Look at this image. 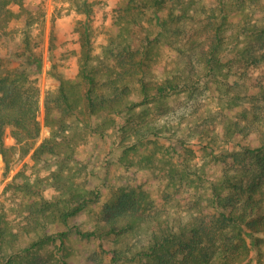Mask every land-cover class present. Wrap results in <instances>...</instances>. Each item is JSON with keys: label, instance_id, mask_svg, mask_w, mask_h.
<instances>
[{"label": "trees", "instance_id": "trees-1", "mask_svg": "<svg viewBox=\"0 0 264 264\" xmlns=\"http://www.w3.org/2000/svg\"><path fill=\"white\" fill-rule=\"evenodd\" d=\"M66 1L84 13L77 72L50 71L36 144L39 4L0 0V155L6 173L16 145L46 171L6 182L0 264H264V0H117L99 54L94 0ZM74 166L105 175L89 186Z\"/></svg>", "mask_w": 264, "mask_h": 264}, {"label": "rangeland", "instance_id": "rangeland-1", "mask_svg": "<svg viewBox=\"0 0 264 264\" xmlns=\"http://www.w3.org/2000/svg\"><path fill=\"white\" fill-rule=\"evenodd\" d=\"M27 2L39 4V8L33 9V15L36 21L27 29L29 36L34 43H37L38 49L41 51L43 56V67L38 77V85L40 88V108L38 118L42 123L40 135L37 138L36 144H38L44 137L49 135L50 128L43 124L44 116V96L49 91H54L57 88L58 81L56 77L51 73H59L64 77L73 76L77 72V55H78V32L76 30L80 19L84 18V13L77 10L74 5L66 0H26ZM117 0H94L93 11L91 14L92 25L94 29L93 47L94 52L99 54L100 47L106 42L107 28L110 25L113 8L116 5ZM24 24V18L13 19L9 28L13 29V41L22 37V26ZM8 39L2 38L0 40V52L3 51L5 46L8 44ZM51 71V73H50ZM259 75L258 70L254 71V75ZM210 105L215 107V102H211ZM5 144L8 146L16 145L15 139L10 135V128L7 127L5 130ZM110 146V143L104 145L99 153L106 151ZM16 151L10 158V170L6 173L5 163L3 157L0 155V206L3 205L8 219L14 226L16 225V215L13 210V203L8 198V193L4 192V187L7 180L20 168H25L27 173L33 177L36 173L44 174V165H33V160L30 158V152L27 154L18 150L16 145ZM99 157V156H98ZM93 159H96L93 158ZM163 166L160 161L158 168ZM89 167V165H88ZM116 167L114 162L111 165L109 175H112ZM75 168L76 179L79 181L85 180L89 186H95L105 175V171L99 173H91L86 169L78 171ZM85 170V171H84ZM101 173V174H100ZM100 174V175H99ZM116 180V177L114 178ZM169 190V188H167ZM53 192V190H51ZM107 196V190H104ZM49 195V194H47ZM104 196V197H106ZM158 201L161 205L165 203L168 205L171 212L182 213L180 209L175 205L174 200L165 202L161 197H158ZM174 203V207L173 204ZM93 216V215H91ZM137 240V237L132 238ZM254 261L251 263L254 264ZM247 260H244L241 264H251ZM119 264H138L137 261H122Z\"/></svg>", "mask_w": 264, "mask_h": 264}]
</instances>
